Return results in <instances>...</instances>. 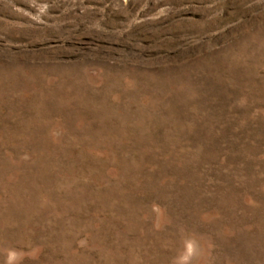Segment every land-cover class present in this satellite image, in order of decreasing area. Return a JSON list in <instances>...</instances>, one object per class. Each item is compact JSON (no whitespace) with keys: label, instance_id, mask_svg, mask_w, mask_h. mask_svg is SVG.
I'll return each mask as SVG.
<instances>
[{"label":"rangeland","instance_id":"rangeland-1","mask_svg":"<svg viewBox=\"0 0 264 264\" xmlns=\"http://www.w3.org/2000/svg\"><path fill=\"white\" fill-rule=\"evenodd\" d=\"M0 264H264V0H0Z\"/></svg>","mask_w":264,"mask_h":264}]
</instances>
